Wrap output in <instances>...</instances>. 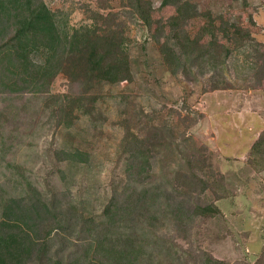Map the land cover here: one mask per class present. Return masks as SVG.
<instances>
[{
	"label": "rangeland",
	"instance_id": "rangeland-1",
	"mask_svg": "<svg viewBox=\"0 0 264 264\" xmlns=\"http://www.w3.org/2000/svg\"><path fill=\"white\" fill-rule=\"evenodd\" d=\"M43 1L63 35L112 36L130 60L132 79L98 82L82 63L65 62L48 92L0 93V218L6 199L27 198L32 189L49 198L51 187L61 207L100 221L112 191L128 184L131 146L145 140L152 152L148 187L219 208L184 227L162 213L145 220L160 244L167 240L163 254L145 264H186L179 256L188 246L226 264H264V159L251 155L264 131V0H181L186 14H204L189 19L163 0H144L150 26L131 0ZM244 1L251 6L243 8ZM177 29L231 53L221 50L216 64L206 61L193 74L174 73L161 45ZM62 148L86 151L89 160L65 167L55 157ZM192 153L193 169L186 163ZM182 173L206 188L191 187ZM67 237L71 249L77 231ZM52 246H59L56 238Z\"/></svg>",
	"mask_w": 264,
	"mask_h": 264
},
{
	"label": "trees",
	"instance_id": "trees-1",
	"mask_svg": "<svg viewBox=\"0 0 264 264\" xmlns=\"http://www.w3.org/2000/svg\"><path fill=\"white\" fill-rule=\"evenodd\" d=\"M145 4L144 0H131L133 10L150 26L152 16ZM243 4V8L251 6L246 1ZM161 5L173 6L181 19L204 15L186 14V2L181 0H163ZM169 34L161 52L174 73L193 74V68L206 61L216 64L215 54L219 56L221 50L225 55L231 53V49L213 40L197 43L178 29ZM37 56L39 61L34 60ZM65 62L82 63L98 82L117 84L132 79L130 60L112 36L87 31L66 36L43 0H0V93L48 92ZM251 148V155L261 154L264 159V131ZM55 157L66 167L88 162L89 153L62 148L55 151ZM186 160L193 169L194 154ZM125 165L128 184L112 191L100 221L93 216L84 217L72 207H61L58 194L51 187L49 198L32 189L27 198L6 199L0 218V264H145L156 256L155 252L163 254L161 244L167 241L160 244L157 234L144 225L145 220L153 222L162 213L184 227L196 216L208 218L219 213L213 202L200 204L190 195L177 198L162 187H148L152 152L145 140L131 146ZM65 167L58 168L61 179L66 178ZM189 176L182 173L191 187L206 188L204 181L194 182ZM72 231H77L78 239L69 249L71 238L67 234ZM54 238L59 246H52ZM170 249L167 247L166 252ZM182 251L179 257H184L186 264H226L201 248L188 246ZM252 264H261L260 258Z\"/></svg>",
	"mask_w": 264,
	"mask_h": 264
}]
</instances>
